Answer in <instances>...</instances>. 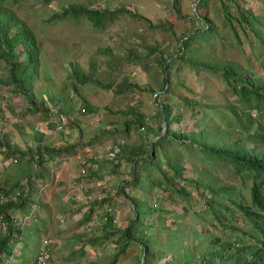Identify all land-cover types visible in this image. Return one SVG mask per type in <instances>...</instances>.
Returning <instances> with one entry per match:
<instances>
[{"label": "rangeland", "instance_id": "1", "mask_svg": "<svg viewBox=\"0 0 264 264\" xmlns=\"http://www.w3.org/2000/svg\"><path fill=\"white\" fill-rule=\"evenodd\" d=\"M72 6L76 13L63 15L64 10H70ZM83 7L105 9L110 14L106 15L102 26H95L84 16ZM3 10L9 12L7 17L12 15L30 27L37 45L38 63L31 81L32 103L28 101L30 96L15 93L12 84L0 83V133L5 134L0 137L10 143L9 136L14 134V142L20 147L30 144L34 150V146L42 142L39 131L45 123L47 129L58 133L61 149L75 143V127L81 126L85 127L80 131L82 135L83 131L91 130L107 132L109 146L140 141L149 144L164 127L156 102L165 72L163 59L175 57L183 47L182 41L201 29L204 20L217 25L218 36L205 42H192L189 47L195 52L194 57L212 63H230L250 73L257 84H264V0H0V15ZM243 12L247 20L241 24L239 18ZM250 15L257 19L253 20L254 24L253 21L249 23ZM15 29L12 27L10 33L13 34ZM196 34L199 37L216 35L213 32ZM21 49L18 45L16 52ZM23 58L24 54L18 59ZM74 69L79 74L74 73ZM8 73V64L0 58V80H6ZM169 77L171 83L183 85L182 90L173 88V99L178 103L187 97L202 106L213 103L227 107L231 104L238 111L242 107L241 100L227 88L219 73L195 72L189 63L170 61ZM131 84H137L139 90L131 89ZM147 88L150 91H142ZM160 99L170 101L167 95ZM85 104L93 108V112H89ZM84 108L87 112L79 114ZM175 109L181 120L172 124L171 130L189 132L196 121L199 128L206 124L201 110L193 112L184 106H175ZM61 112L71 119L65 121ZM206 112L210 117L211 112ZM141 113L150 119L144 127L137 122ZM224 114L214 116L212 125L224 126L227 135L231 131L235 135L237 128L228 127L227 123L231 121L235 125L236 117L227 111ZM251 114L256 115L254 111ZM55 120L58 125L53 122ZM262 122L264 125V120ZM125 123H129L127 134L122 132ZM59 125L62 129L57 130ZM257 125L254 117L250 131ZM26 129L34 131L29 139L24 135ZM11 157L15 161H10L7 168L0 164V174L7 171L0 179H12L14 184L1 196L23 191L20 181H25L34 171L26 159ZM109 161L106 162L110 176L109 199L92 204V207L99 206L104 210L97 207L101 212L92 219L90 226L88 214L77 223L85 226L78 230L82 235L80 239L92 236L79 246V239H74V246L55 249L50 245L54 256L51 264H187L189 261L190 264H201L205 248L217 250L227 241L236 246H247L251 242L254 244L260 235L226 198L221 199V204L228 206L234 215L221 210L217 204H213V208L216 209L214 212H224V224L232 225L233 229L219 225L213 219L205 202L211 197L201 198V187L196 189L191 182L180 181L174 182V188H168L164 182L163 188L152 187L141 176L135 181L132 161H123L120 167ZM192 161L201 169L200 159L187 152L183 163L184 178L203 181L218 190L232 188L235 199L249 205L250 181L242 183L221 168L222 164L218 169L208 171L209 175L202 176L192 167ZM142 167L143 163L139 170ZM103 179L102 176L96 181ZM84 182L86 185L88 180L84 179ZM179 188L186 196L175 191ZM90 191L98 192V189L91 187ZM135 209L141 213L138 224L133 223ZM127 227H131L132 236L125 235ZM216 238L218 243L213 242ZM32 242L36 244L37 238ZM142 243H147L148 252ZM68 250L71 252L69 257Z\"/></svg>", "mask_w": 264, "mask_h": 264}, {"label": "trees", "instance_id": "2", "mask_svg": "<svg viewBox=\"0 0 264 264\" xmlns=\"http://www.w3.org/2000/svg\"><path fill=\"white\" fill-rule=\"evenodd\" d=\"M83 14L90 20L95 26H102V22L106 19V15L110 12L105 9H89L83 7ZM75 6L71 9H66L63 15L73 14L75 12ZM8 11L3 10L0 15V58H3L9 66V77L0 83L10 86L12 84L15 93H20L26 97L31 94V81L35 76V70L37 68V45L35 43V35L30 27L18 18H14L12 15L7 17ZM225 16H229L224 12ZM249 23L255 20V16H249ZM247 20L246 13L243 12L239 18V22L243 24ZM211 22V21H210ZM230 27L233 29L232 21H228ZM226 22V24L228 25ZM252 24V23H251ZM254 24V21H253ZM16 27L13 34L10 33L11 28ZM208 35L213 32L216 35L212 36H197L196 33ZM190 35V34H189ZM187 36V35H186ZM218 36V27L216 24H208L204 20V25L201 29H197L187 39L182 41V49L175 57H167L163 59L164 74L160 83V87L157 91L156 102L158 104V110L160 112V118L165 125L161 128V133L149 144H145L144 141L134 142V144H114L120 149L118 163L111 162L115 167H120L123 161H132L134 163V175L135 181L145 178L149 181L150 185L160 186L163 188V182L167 184L168 188H174V182H191L195 188H202L200 197L205 198L206 195H210V199H206V208L213 213V219L218 222L219 225L230 227L232 225H226L223 222L225 217L224 212H214L213 204H217L221 210L228 211L231 215L235 213L230 210L228 206L221 204V199L226 198L230 204L236 207L237 212L241 213L250 225L259 231L260 235H257L256 242L254 244L248 243L247 246H236L232 241L221 243L220 248L213 249L205 248L202 255L201 264H264V125H263V108H264V84L256 83L250 76V73L234 67L230 63L223 62H211L204 58L194 57L195 52L190 49L189 45L194 42H205ZM21 46V51L16 52L17 46ZM24 54V58L19 60V56ZM170 58V60H169ZM170 61L180 62L181 64H188L195 72L205 71L209 74L219 73L223 78L227 88L233 92L242 102L240 111L237 108L231 107V104L227 107L218 106L216 104H203L191 101L187 97L182 100V103H178L173 99L174 89L182 90L183 85L181 83H171L169 77V63ZM178 67H176L177 71ZM74 73L79 74L77 69H74ZM79 76V75H77ZM85 78L86 76H81ZM131 89L139 90L137 84H131ZM144 92L150 91L149 88L142 90ZM155 94V95H156ZM167 95V102H162L160 96ZM180 97V96H179ZM177 97L178 99H180ZM181 100V99H180ZM32 103L31 96L28 100ZM49 101V100H48ZM43 103H47L43 102ZM89 112H93L88 104H85ZM177 107H187L190 111L201 110L202 117L206 124H203L202 128L198 127V123L192 126L189 132H177L171 130V125L179 123L181 118L178 113ZM84 108L80 110L81 115L87 112ZM206 110L211 112V116L208 117ZM62 111V110H61ZM96 111V109H95ZM227 111L232 117H236V124L228 122V127H236L237 133L234 135L231 131L227 135V131L224 126L221 128L212 125L214 116L218 114H224ZM254 111L256 115L251 114ZM50 108H48V113ZM220 112V113H219ZM64 115L63 112H61ZM225 115V114H224ZM244 116L242 119L241 116ZM65 117L71 119L68 114ZM256 118L258 125L254 131H250V126L253 124V118ZM150 119L144 114H140L138 117V125L144 127ZM129 123H125L123 126V134L130 132ZM219 128V129H214ZM219 130V132H217ZM228 137L232 138L231 141L227 140ZM129 138V137H126ZM5 147V150L12 156H18L21 159H25L27 153L22 152L17 147H11L10 143L6 139H0V148ZM109 148V147H107ZM68 148L55 151L58 154H63ZM107 150V149H106ZM39 149L37 154H39ZM49 154L52 151L49 149ZM31 153V150L27 151ZM195 155L200 159L201 169L197 168V165L192 161L191 165L195 169L201 172L202 176L209 175L210 170H216L220 167L224 170L231 172L234 178L241 180V182L250 181L249 187V205L243 204L240 200H236L233 196L234 191L229 187H221L218 189L213 186L207 185L205 182H194L183 177L184 167L183 163L186 158V153ZM38 164L40 161H36ZM143 163V167L139 170V165ZM247 177V178H245ZM157 178V179H154ZM175 191L182 196H186V193L182 188L175 189ZM19 199V200H18ZM18 200V201H17ZM27 201L25 197L19 195L16 200H9L6 202H0V215L2 221L6 225L5 232L0 230V252L10 254L11 248L8 245L10 235L15 231L13 219L9 213L14 207L22 208ZM137 205V203H135ZM147 211V210H146ZM145 211V212H146ZM144 213V212H142ZM141 221V213L135 209V218L133 223L138 224ZM132 223V224H133ZM131 227H127L125 235L132 236ZM235 230V229H234ZM214 243H218L219 239H214ZM145 250L149 249L147 243H142ZM8 246V248H7ZM144 249V248H143ZM234 250V252H232ZM36 257V256H35ZM2 260L0 259V264ZM187 262V264H190ZM146 264V262L144 263Z\"/></svg>", "mask_w": 264, "mask_h": 264}, {"label": "crops", "instance_id": "3", "mask_svg": "<svg viewBox=\"0 0 264 264\" xmlns=\"http://www.w3.org/2000/svg\"><path fill=\"white\" fill-rule=\"evenodd\" d=\"M84 128V126L75 127V143L63 154L55 152L61 149L58 146L61 143L58 142L56 130L47 129V123L39 131L42 134L39 136L42 142L39 145L37 143L34 150L30 148L32 146L30 144L20 147L18 143L14 142L15 135L10 134L11 147L14 148L15 146L22 152L26 151L25 159L32 165L34 171L33 174L28 175L25 181H20L24 186L23 191L26 194L25 200L27 203L22 208L14 207L9 211L15 231L10 235L8 243L11 248L10 254L0 252L2 263L32 264L44 239H49L51 245H54L57 249L60 246H74V239H79L78 246L82 245L85 243L84 241L92 236L88 235L87 238L80 239L82 236L80 231L85 229V226L77 223L88 214L87 218H91L88 225H92V219L99 215L101 210H104L97 206L101 209L98 210L97 207H92V204H101L109 199L107 190L109 188L108 184H110V176L106 167L108 159H94V157L111 145L109 146L110 139L107 132L91 130L83 131L84 135H82L80 131ZM25 131L24 135L28 139L31 138L30 135H34L33 130L26 129ZM3 133L1 132L0 135L4 136ZM55 138L57 140L53 141ZM4 139L6 138L2 140ZM38 149L40 150L39 154H37ZM49 149L52 151L51 154H49ZM28 150H31V153H28ZM11 156L5 150V147L0 148V164L2 167L7 168L10 161H15V158ZM34 156L36 158H33ZM71 156H75V158L71 159ZM37 160L40 161L39 164L36 162ZM88 163H91L94 168H88V176L83 178L81 171ZM6 174L7 171H3L0 177ZM102 176L104 179L97 182L96 180L101 179ZM80 179L88 180L89 184L86 182V190L84 191L79 186ZM13 184L12 179L1 178L0 195L9 192V188ZM91 187H96L98 192H91ZM89 196L94 198L100 196L103 197V200L88 202L87 197ZM34 238H37L36 244L32 242ZM22 247L23 249H21ZM17 248H19L18 251ZM70 254L71 252L68 250V257ZM53 259L52 252V261H54Z\"/></svg>", "mask_w": 264, "mask_h": 264}, {"label": "built area", "instance_id": "4", "mask_svg": "<svg viewBox=\"0 0 264 264\" xmlns=\"http://www.w3.org/2000/svg\"><path fill=\"white\" fill-rule=\"evenodd\" d=\"M54 113H56V111H54ZM63 119L69 120V118L67 117H63ZM55 124H59V122H57L56 120L53 121ZM59 129H62V126L59 125ZM119 153H120V149L117 145H112L109 148H107V150H102L101 153H99V155H96L94 157V159H101V158H106L108 160H110L111 162H114L115 164L118 163V158H119ZM88 168H94L93 165L91 163H88L86 165V167H84L81 171V176L83 178L88 176ZM82 189H84L85 187V182L84 179L81 180L80 184H79ZM22 195L23 197L26 196L24 191H16L13 194L7 195V196H1L0 195V202H6L9 200H16V198ZM88 202L90 201H100L103 200V197H98V198H94L92 196L87 197ZM0 230H2V232H5L6 230V225L5 223L2 221V217L0 215ZM51 241L49 239H44L42 245H40L37 255L34 259V261L32 262V264H51L52 262V250H51Z\"/></svg>", "mask_w": 264, "mask_h": 264}, {"label": "water", "instance_id": "5", "mask_svg": "<svg viewBox=\"0 0 264 264\" xmlns=\"http://www.w3.org/2000/svg\"><path fill=\"white\" fill-rule=\"evenodd\" d=\"M165 126V125H164Z\"/></svg>", "mask_w": 264, "mask_h": 264}]
</instances>
